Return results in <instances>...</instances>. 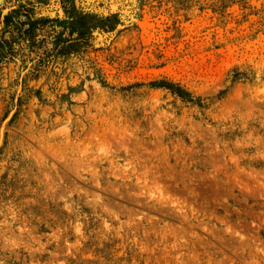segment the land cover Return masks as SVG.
Listing matches in <instances>:
<instances>
[{
  "label": "rangeland",
  "instance_id": "obj_1",
  "mask_svg": "<svg viewBox=\"0 0 264 264\" xmlns=\"http://www.w3.org/2000/svg\"><path fill=\"white\" fill-rule=\"evenodd\" d=\"M0 264H264V0H0Z\"/></svg>",
  "mask_w": 264,
  "mask_h": 264
}]
</instances>
